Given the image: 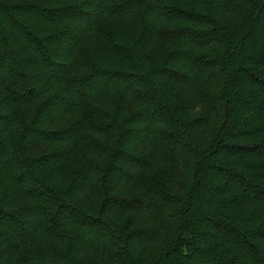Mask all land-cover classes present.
Here are the masks:
<instances>
[{"label":"trees","instance_id":"1","mask_svg":"<svg viewBox=\"0 0 264 264\" xmlns=\"http://www.w3.org/2000/svg\"><path fill=\"white\" fill-rule=\"evenodd\" d=\"M0 43V264H264V0H0Z\"/></svg>","mask_w":264,"mask_h":264},{"label":"rangeland","instance_id":"2","mask_svg":"<svg viewBox=\"0 0 264 264\" xmlns=\"http://www.w3.org/2000/svg\"><path fill=\"white\" fill-rule=\"evenodd\" d=\"M107 29L106 26H103V30ZM4 47L0 43V54L6 52ZM219 88L220 83L218 77L215 74H212L208 78H205L202 83L201 91L203 94L202 102V111L211 110L214 113L216 125L220 124L222 115L224 113V104L221 98L219 97ZM82 114L88 118L91 123L90 132L87 133L83 141L80 143V155H87L88 152L93 151L98 146H101L104 139L108 138L109 134H116V130L113 131L112 128L115 125H112L111 120H109L107 113L100 108H86L82 111ZM109 126H112L110 128ZM190 163V159L187 162V167ZM161 174L159 172H154L150 177L148 188L152 190L157 196L161 198L166 196L164 195L165 188L162 184ZM163 220L162 228V237L158 240L151 248L149 252V257L151 260L156 259L163 249L168 246L172 240L176 237L178 233V223L174 210H167L161 214ZM107 251H110V247L106 245Z\"/></svg>","mask_w":264,"mask_h":264}]
</instances>
